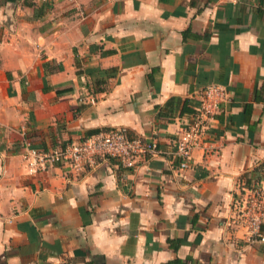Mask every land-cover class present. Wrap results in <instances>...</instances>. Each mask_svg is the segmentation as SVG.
<instances>
[{"label":"crops","instance_id":"crops-1","mask_svg":"<svg viewBox=\"0 0 264 264\" xmlns=\"http://www.w3.org/2000/svg\"><path fill=\"white\" fill-rule=\"evenodd\" d=\"M209 83L183 170L22 158L110 129L168 152ZM263 179L264 0H0V264H264L227 220Z\"/></svg>","mask_w":264,"mask_h":264},{"label":"built area","instance_id":"built-area-1","mask_svg":"<svg viewBox=\"0 0 264 264\" xmlns=\"http://www.w3.org/2000/svg\"><path fill=\"white\" fill-rule=\"evenodd\" d=\"M225 99L224 86L207 84L190 120L183 125L168 152L159 150L153 140L128 136L122 130L110 129L64 146L49 149L25 148L22 158L29 171L53 165L83 169L93 166L99 158L113 159L120 167L130 169L136 165L138 158L163 153L176 158V169L183 170L188 166L190 154L198 146L208 121L214 118L219 103ZM227 220L228 224L243 229L242 239L246 243L264 242V234L260 231L264 220V179L243 188L242 194L233 199Z\"/></svg>","mask_w":264,"mask_h":264},{"label":"trees","instance_id":"trees-1","mask_svg":"<svg viewBox=\"0 0 264 264\" xmlns=\"http://www.w3.org/2000/svg\"><path fill=\"white\" fill-rule=\"evenodd\" d=\"M168 104H169V102H168ZM182 110H184V111H189L188 109H185V108H182ZM191 113H194V110L191 112ZM170 243V242H169ZM170 244H172V243H170ZM173 245V244H172ZM175 246V245H174ZM87 264H104V263H101V262H99V263H97V262H94V261H91V262H89V263H87ZM164 264H178V261L177 260H170V261H168V262H165Z\"/></svg>","mask_w":264,"mask_h":264}]
</instances>
